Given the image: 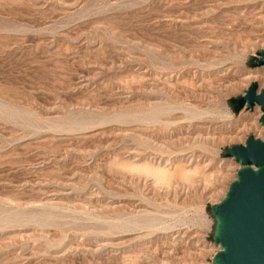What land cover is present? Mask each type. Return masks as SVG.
<instances>
[{
  "label": "rangeland",
  "instance_id": "374dc122",
  "mask_svg": "<svg viewBox=\"0 0 264 264\" xmlns=\"http://www.w3.org/2000/svg\"><path fill=\"white\" fill-rule=\"evenodd\" d=\"M259 50L264 0H0V264H212Z\"/></svg>",
  "mask_w": 264,
  "mask_h": 264
},
{
  "label": "water",
  "instance_id": "95a60500",
  "mask_svg": "<svg viewBox=\"0 0 264 264\" xmlns=\"http://www.w3.org/2000/svg\"><path fill=\"white\" fill-rule=\"evenodd\" d=\"M257 56L252 67L264 64V50ZM230 103L236 112L259 106L264 130V87L252 82ZM224 155L240 167L224 197L210 210L215 220L211 240L219 246L212 264H264V133L263 138L250 135L243 144L228 146Z\"/></svg>",
  "mask_w": 264,
  "mask_h": 264
},
{
  "label": "bare ground",
  "instance_id": "6f19581e",
  "mask_svg": "<svg viewBox=\"0 0 264 264\" xmlns=\"http://www.w3.org/2000/svg\"><path fill=\"white\" fill-rule=\"evenodd\" d=\"M161 106V105H160ZM188 107V106H187ZM192 107V106H191ZM197 107V106H196ZM160 109V108H159ZM199 110V109H198ZM187 111V110H186ZM188 114V113H187ZM262 130H263V127H262Z\"/></svg>",
  "mask_w": 264,
  "mask_h": 264
}]
</instances>
